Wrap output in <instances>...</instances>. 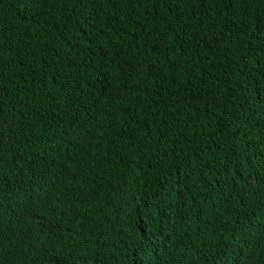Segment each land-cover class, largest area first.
I'll use <instances>...</instances> for the list:
<instances>
[{
    "label": "trees",
    "instance_id": "1",
    "mask_svg": "<svg viewBox=\"0 0 264 264\" xmlns=\"http://www.w3.org/2000/svg\"><path fill=\"white\" fill-rule=\"evenodd\" d=\"M61 7L66 10L69 5L57 4L48 9L49 15L58 19ZM132 11L129 0L106 5L102 21L95 27L103 28L107 42L94 45L77 60L65 55L69 49L63 46L64 39L52 37L46 44L29 46L19 27L24 22L22 5L15 0H0V38L13 41L11 51L0 54V107L8 117L6 123L0 124L4 148L0 164V264H35L41 244L58 235L68 236L69 227L73 239L63 249V264H121L122 257L115 248L104 249L101 245L117 235L112 225L118 220L117 229L123 223L128 234L133 235L124 210L130 211L129 201L141 185L147 184L144 191L152 193L158 160L164 151L177 146L174 142L178 133H183L180 140L192 136L201 124L198 117L209 110L223 115L225 121L230 119L225 114L241 95L236 77L239 55L246 50H237L240 41L230 32L231 26L225 28L213 12L204 20L205 31L192 35L197 18L205 12L194 2L186 12L181 9L189 24L186 34L179 39L175 32L168 34L169 46L175 51H165L163 45L159 52L151 51L157 42L152 36L142 37L150 40L145 53L136 44L129 47L132 38L127 33L134 31L131 21L143 9L136 8L135 16L130 15ZM121 19L124 24L119 23ZM244 22L250 23V18ZM148 27L151 29V24ZM121 31L125 33L123 40L118 39ZM75 34V28L68 25L63 35ZM212 38L219 43L209 47ZM197 40L200 43L195 46ZM189 44L194 45L192 52H186ZM73 45L82 53L87 46L75 39ZM41 47L45 50L41 51ZM221 49L233 51H227L225 59ZM257 52L261 65L250 61L247 71L260 78L264 49ZM141 60L146 62L139 63ZM93 61L92 67H78L82 62ZM102 61L108 62L105 71L115 77L110 89L114 95L102 98L98 116L95 112L89 115L83 110V101L89 97L77 96L78 79L90 83L96 75L95 66ZM254 91L249 89V95ZM71 100L76 103L69 108ZM91 103L95 105L97 101ZM161 133L164 139L160 138ZM216 135L218 139H228L227 135ZM20 140L28 147H23ZM206 158L216 164L211 153ZM219 212L227 223H213L215 213L206 211L209 223L200 225L202 232L198 222L181 225L176 221L174 239L183 238V243L177 247L169 245L168 255L159 254L165 264L169 260L172 264L234 262L237 248H228L222 256L217 253L232 243L233 230L264 233V183L255 185V193L242 187V196L229 201ZM38 216L43 219L38 220ZM184 228L189 229L187 233ZM30 233L39 236V240H28ZM125 240L132 242L127 237ZM253 245L259 254L264 249V239L253 240ZM97 250L100 256H94ZM249 264H255L254 259Z\"/></svg>",
    "mask_w": 264,
    "mask_h": 264
},
{
    "label": "snow or ice",
    "instance_id": "2",
    "mask_svg": "<svg viewBox=\"0 0 264 264\" xmlns=\"http://www.w3.org/2000/svg\"><path fill=\"white\" fill-rule=\"evenodd\" d=\"M129 2L133 8L130 15H136V8L143 9L139 17L131 21L134 31L127 33L132 38L129 47L131 44H136L137 48L147 53L150 40H142V37L155 36L157 42L153 44L151 51L159 52L163 45L165 51L174 52L175 49L169 46L168 34L175 32L178 39L186 34L185 29L189 24L184 19L181 9L186 12L194 2H198L205 12L197 18V27L192 29V35L204 32L205 18L216 12L219 21L225 28L231 26L230 32L240 41L237 50L246 49L239 55L240 68L236 77V87L241 90V95L225 114L230 119L225 121L223 115L209 110L198 117L201 124L198 130L193 131L192 136L180 140L179 137L183 136V133H178L174 142L177 146L171 151L165 150L158 160L156 187L152 193L144 191L147 184L141 185L140 190L129 201L130 211L122 209L127 212L134 239L133 235L128 234L123 223H120L117 229L118 220L112 225L117 235L110 242L106 241L101 245L104 249L115 248L122 257L121 264H165L163 256L159 254L168 255L169 245L177 247L183 243V238L179 241L174 239L177 235L176 221L181 225L189 221L198 222L197 227L202 232L200 225L209 223L205 213L212 211L215 213V220L212 222L222 226L227 220L219 210L235 197L242 196V187L251 189L255 193V185L264 183V171H261L264 170V147H261L264 145V83H261V79H264V69L260 70V78L253 77L247 71L250 61L256 65L262 63L261 59L257 58V50L264 49V0H129ZM15 3L22 5L24 22L19 27L23 29L22 37L27 38L29 46L41 42L46 44L52 37L64 39L63 46L69 49L65 55L73 56L78 60L94 45H100L101 41L107 42L103 28L95 26L101 23L105 6L114 4L115 0H15ZM57 4L69 5L66 10L63 7L59 9L58 19L50 16L48 11ZM230 9L235 10L229 11ZM245 18H250V23L244 22ZM119 23L125 22L121 19ZM149 24L151 29L148 27ZM68 25L75 28L74 37L63 35ZM124 35L125 33L121 31L118 39L123 40ZM244 37L247 39L245 40ZM73 39L81 45H87L83 53L73 45ZM12 43L10 38H0V54L11 51ZM199 43V40L194 42L195 46ZM218 43L217 39L212 38L209 47ZM116 47L119 48V45L117 44ZM193 48L194 45L189 44L186 52H192ZM44 50L41 47V51ZM53 50L49 49V51ZM227 51L233 49L220 50L225 59ZM58 59L62 57L58 56ZM145 62L139 61V63ZM192 62H195L194 58ZM94 63V61L93 64L82 62L78 67L87 69ZM107 65V61H102L100 65L95 66L96 75L91 78L90 83L88 80L78 79L80 92L77 96L82 97L87 94L89 97L88 100L83 101L86 105L83 110L89 115L95 112L98 116L101 111L99 102L102 98L110 94L114 95L110 93V89L111 81L115 77L111 72L105 71ZM49 67L51 68V65ZM52 79L55 80L54 75ZM124 79H127V76ZM228 79L231 80V74ZM249 89L255 91L249 95ZM185 91L190 89L186 88ZM64 95L67 97L69 94L64 93ZM91 101H97V104L94 105ZM75 103V100H71L67 107L72 108ZM7 119L4 108L0 107V124L6 123ZM217 133H220L221 137L227 135L228 139H218ZM257 135L260 139H257ZM160 138L164 139L163 133ZM20 144L28 147L23 140H20ZM209 153L216 161L215 165L212 160L206 158ZM3 160L4 148L0 133V164ZM37 219L43 218L38 216ZM170 223L172 230H169ZM188 230V228L183 229L185 233ZM215 230L218 231L219 228ZM67 231L68 236L58 235L41 244L36 251L35 264H63L61 259L63 249L69 247V242L73 239L70 235L72 229L69 227ZM125 237L132 242H126ZM230 237L232 243L226 246L224 252H218L217 255L222 256L228 248L235 247L239 250L238 255L235 261H229V264H249L253 259L255 264H264V249L257 254L253 245V240L264 239V233L260 230L255 234L238 233L233 230ZM27 239L39 240V236L30 233ZM2 246L3 240H0V247ZM34 246L29 245L30 248ZM100 255L99 250L94 253V256ZM167 264H172V261H167Z\"/></svg>",
    "mask_w": 264,
    "mask_h": 264
}]
</instances>
